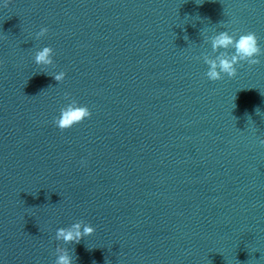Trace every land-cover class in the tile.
I'll list each match as a JSON object with an SVG mask.
<instances>
[{"label": "water", "instance_id": "95a60500", "mask_svg": "<svg viewBox=\"0 0 264 264\" xmlns=\"http://www.w3.org/2000/svg\"><path fill=\"white\" fill-rule=\"evenodd\" d=\"M3 4L0 264H264V55L218 81L203 62L220 31L264 49V0ZM73 99L92 115L61 131ZM76 222L94 233L55 240Z\"/></svg>", "mask_w": 264, "mask_h": 264}, {"label": "clouds", "instance_id": "9594fccd", "mask_svg": "<svg viewBox=\"0 0 264 264\" xmlns=\"http://www.w3.org/2000/svg\"><path fill=\"white\" fill-rule=\"evenodd\" d=\"M10 0H4L3 7L7 8ZM48 33L46 27L36 34V38L45 36ZM212 51L218 53L214 58L204 56L203 62L208 66L206 77L211 81L223 79L226 75L233 78L237 75V66H242L247 63L249 67L258 65L261 60L258 57L264 55V49L260 46L259 38L254 32L240 33L239 31L229 32L227 30L220 31L211 39ZM232 50V51H229ZM54 51L51 47L45 46L42 50L35 53L34 61L38 66L44 68L53 64ZM47 74V72H40ZM66 73L61 71L58 74H53V78L57 82H62ZM68 98V94H65ZM257 113V109H256ZM91 111L87 106H81L73 99L67 106L61 108L60 115L53 121L54 125L61 131L67 130L76 124L90 118ZM264 145V140L260 141ZM95 229L88 225H82L76 222L67 228H59L56 231L55 240L63 241L64 244H79L85 237L92 235ZM57 259L55 264H73V256L65 247L57 246L55 250Z\"/></svg>", "mask_w": 264, "mask_h": 264}]
</instances>
